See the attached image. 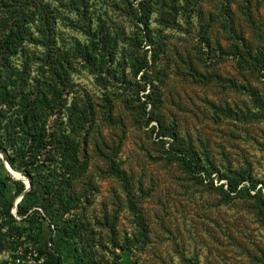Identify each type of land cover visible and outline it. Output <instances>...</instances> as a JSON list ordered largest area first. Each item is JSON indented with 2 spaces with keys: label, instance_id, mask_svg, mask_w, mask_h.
<instances>
[{
  "label": "rangeland",
  "instance_id": "obj_1",
  "mask_svg": "<svg viewBox=\"0 0 264 264\" xmlns=\"http://www.w3.org/2000/svg\"><path fill=\"white\" fill-rule=\"evenodd\" d=\"M29 17L35 42L10 63L28 64L27 91L63 90L47 123L56 137L87 141L61 247H82L93 264H264V0H44ZM101 30L116 43L111 72L98 66ZM74 105L71 124L90 115L79 137L66 126ZM0 174L13 179L1 158ZM241 174L254 183L235 196L227 179ZM2 207L0 264H44L37 246L7 234ZM37 228L34 240L47 243L53 227Z\"/></svg>",
  "mask_w": 264,
  "mask_h": 264
},
{
  "label": "trees",
  "instance_id": "obj_2",
  "mask_svg": "<svg viewBox=\"0 0 264 264\" xmlns=\"http://www.w3.org/2000/svg\"><path fill=\"white\" fill-rule=\"evenodd\" d=\"M81 1L87 2V0ZM43 2L44 0H0V153L10 168L31 184L30 190L16 206V215H13L14 200L23 193L25 185L20 180H13L9 176L3 177L0 174V199L3 200L2 210L6 222L4 225L7 234L16 243L22 240V243L27 242L37 246L38 256L44 257V264H67V257L64 254L71 255L72 264H93L87 254L80 249L82 247L64 249L61 247L64 236L68 233L67 225L74 222L65 220V215L80 201L73 193V180L85 170V162L80 161V144L84 142L86 144L87 141L85 139L82 141L81 138L56 137L47 123L48 118L55 114L54 108L65 105L63 90L55 91L50 86L53 90L50 92L27 91L30 79L28 64L25 63L22 70H18L10 63L26 43L35 42L28 30L29 15L34 16L39 12ZM139 5L142 7V4ZM141 22L146 28L147 36H150L147 27L148 14H144ZM98 34V42L102 44V48L97 51L101 53L102 62L98 66L101 70L111 72L105 67L108 62L114 61L116 43H112V40L106 37L105 31L101 30ZM108 57L110 60H107ZM46 58L54 60L49 53ZM85 58L92 61V66L95 65L92 52H87ZM253 60L259 61L256 57ZM54 63L55 61L51 62ZM50 73L51 81L55 82L57 79L59 85L65 89L66 79H62V75L53 65H50ZM153 93L154 87L151 91L152 95ZM148 97L149 95L146 96ZM149 101L148 105L157 110V100ZM69 108L66 126L70 127V134L79 137L77 132L81 128V120L87 119L89 111L85 113L82 110L71 124V116L77 111L75 105L72 109ZM151 120L157 119L152 117ZM108 168V173L124 182L123 171L112 160ZM196 168L198 167L194 166L190 169ZM227 180L228 192L235 196L245 195L248 192L241 186L243 182H253L243 174L240 175L239 180L231 178ZM9 183L13 188L11 200L5 197ZM260 205L259 208L262 210ZM129 207L136 212V206L131 199H129ZM42 219L48 221L54 231L48 242L41 245L34 240V237L38 232L37 224ZM135 220L136 226L141 230L140 239L146 240L145 226L141 217L136 214ZM66 242L65 244H69L68 241ZM132 245L133 241L130 246Z\"/></svg>",
  "mask_w": 264,
  "mask_h": 264
},
{
  "label": "water",
  "instance_id": "obj_3",
  "mask_svg": "<svg viewBox=\"0 0 264 264\" xmlns=\"http://www.w3.org/2000/svg\"><path fill=\"white\" fill-rule=\"evenodd\" d=\"M2 160H3V163L7 166V168L11 169L10 166L8 165V163L2 158L0 157ZM20 175V174H18ZM21 177V176H20ZM14 180H20L24 183L25 185V190L23 191V193L16 199L15 203H14V208H13V214H16V206L17 204L22 200L23 196L25 195L26 192H28L30 190V187H31V184L30 182L22 177V178H13Z\"/></svg>",
  "mask_w": 264,
  "mask_h": 264
},
{
  "label": "bare ground",
  "instance_id": "obj_4",
  "mask_svg": "<svg viewBox=\"0 0 264 264\" xmlns=\"http://www.w3.org/2000/svg\"><path fill=\"white\" fill-rule=\"evenodd\" d=\"M7 167V166H6ZM8 170H9V172H10V174H11V176L13 177V178H20V176L18 175V173H15V172H13L11 169H9V168H7Z\"/></svg>",
  "mask_w": 264,
  "mask_h": 264
}]
</instances>
